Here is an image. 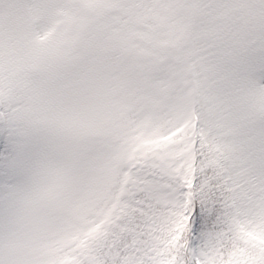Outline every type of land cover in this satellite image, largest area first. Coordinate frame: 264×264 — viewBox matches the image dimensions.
Masks as SVG:
<instances>
[{
    "label": "snow or ice",
    "instance_id": "obj_1",
    "mask_svg": "<svg viewBox=\"0 0 264 264\" xmlns=\"http://www.w3.org/2000/svg\"><path fill=\"white\" fill-rule=\"evenodd\" d=\"M0 264H264V0H0Z\"/></svg>",
    "mask_w": 264,
    "mask_h": 264
}]
</instances>
